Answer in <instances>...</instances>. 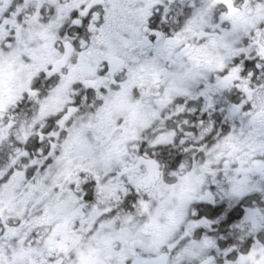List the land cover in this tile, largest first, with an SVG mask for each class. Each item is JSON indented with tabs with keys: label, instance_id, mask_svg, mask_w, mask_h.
<instances>
[{
	"label": "snow or ice",
	"instance_id": "obj_1",
	"mask_svg": "<svg viewBox=\"0 0 264 264\" xmlns=\"http://www.w3.org/2000/svg\"><path fill=\"white\" fill-rule=\"evenodd\" d=\"M0 264H264V0H0Z\"/></svg>",
	"mask_w": 264,
	"mask_h": 264
}]
</instances>
